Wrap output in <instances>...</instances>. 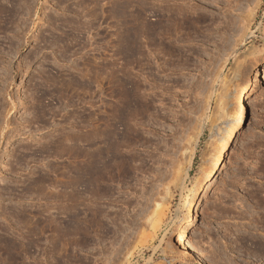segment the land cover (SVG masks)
<instances>
[{
    "label": "rangeland",
    "instance_id": "obj_1",
    "mask_svg": "<svg viewBox=\"0 0 264 264\" xmlns=\"http://www.w3.org/2000/svg\"><path fill=\"white\" fill-rule=\"evenodd\" d=\"M254 6L251 37L240 45L238 26ZM260 68L264 0H0V236L23 249L22 264H123L129 246L151 236L144 211L164 198L162 230L128 264H264ZM249 73L256 85L243 128L212 187L190 201L192 256L186 262L165 256L168 242L176 251L185 198L211 145L232 121L231 93ZM124 114L132 118L128 123ZM108 118L140 138L121 147L135 161L131 180L108 184L98 199L86 194L98 225L81 242L63 238L58 257L48 246L51 233L38 231L42 215L50 211L69 231L70 180L84 176L86 140ZM196 125L202 128L189 175L178 184L165 171ZM66 136L75 141H63ZM63 145H76L77 153ZM30 218L38 235L29 234ZM4 258L0 245V264Z\"/></svg>",
    "mask_w": 264,
    "mask_h": 264
},
{
    "label": "bare ground",
    "instance_id": "obj_2",
    "mask_svg": "<svg viewBox=\"0 0 264 264\" xmlns=\"http://www.w3.org/2000/svg\"><path fill=\"white\" fill-rule=\"evenodd\" d=\"M257 6L250 8L244 19H242L239 27V38L238 44L243 43V39L246 36L251 37L249 27L251 25L252 19L255 16V10ZM245 14V13H244ZM155 20V28H160L162 25V20L157 14ZM237 44V43H236ZM232 47V53L236 50L237 45ZM241 45V44H240ZM233 56V55H232ZM225 62V61H224ZM237 63V62H236ZM236 65V64H235ZM237 66H240L237 64ZM259 81L264 82V69L262 70L261 77L259 76ZM255 80L250 77V73L247 74L244 79H240L238 84L234 87V90L231 93V101L234 105V110L232 114V121L228 123L222 132L217 134V138L214 143L211 145L209 150L208 158L203 163V169L201 170L200 177L195 181L192 188L189 190L186 201L184 202L187 207L186 216L184 217V224L175 229V244L176 251L173 250L174 245L170 242L167 243L165 249L163 250V255L167 256L172 253L180 257L184 262L189 260V257L192 256L191 246L187 240V234L189 229L193 224V210L191 209L190 201L195 198L199 190L205 192L212 187L214 181L217 178V175L223 165V162L226 157L227 150L231 143L236 139L237 134L242 130L245 123V113L247 107V100L249 99L250 93L255 89ZM137 100H131L128 104H136ZM39 105V102H38ZM123 119H126L128 123L132 118L128 114H124ZM102 123L96 124L92 127L91 132L86 140V169L84 171L83 177H75L70 180L69 185L71 186L72 196L70 197L71 209L69 215H66L68 218V229L69 231L63 232L60 228V223L57 221V218L53 217L50 211H47L42 215V222L38 231L41 234L46 232L51 233L52 239L51 242H48L51 251L54 255L61 256L63 238L68 236H74L78 238V241H83L84 238L83 232H88L89 230L96 228L98 225L96 222V215L90 207L89 203H84V200L87 199V196H90L93 199H98L103 197L108 189L106 188L108 184L119 181L123 183L124 181L131 180V170L130 167L135 161L131 156L127 155L126 149L121 148L122 146L127 147L129 144L138 143L139 137L134 131H130L129 127L126 128V133H122L111 124V118L107 120L101 119ZM98 122V121H97ZM8 127V124L6 125ZM199 125H196V130L194 129L193 135L185 139L184 144H179L175 150V155L179 152V156L176 161L170 163V167L165 173H168L173 180L178 181V184H182L183 179L189 175L190 167L192 165L193 156L196 152V147L199 142V134L201 131ZM11 131V129H10ZM2 137H9L7 133L1 132ZM13 131L11 132V135ZM187 138V137H186ZM122 143H120V140ZM184 139V138H183ZM63 141L67 143H72L75 141L73 136H66ZM54 145L62 144L61 141H55ZM122 144V145H121ZM68 147L71 154H76L77 151L74 149L76 145H63ZM62 148L60 152L64 151L65 148ZM130 157V158H129ZM205 159V158H204ZM81 170V169H80ZM37 181V180H36ZM125 182V183H126ZM81 186L82 189L77 190ZM77 188V189H76ZM4 191L7 190L4 188ZM77 190V191H76ZM167 192V191H165ZM87 194V196H86ZM165 195V194H164ZM166 196V195H165ZM167 197V196H166ZM161 203L165 200L164 198L159 199ZM160 202L155 203L152 209H146L143 213V218L145 221L146 228L150 231L151 236L148 239H145L139 245H130L128 248L127 255L124 259L123 264H128L130 258L134 256L137 250L143 249L148 245L150 240H154L158 236V232L162 230L164 211L161 208L163 205ZM166 203V202H165ZM162 205V206H161ZM151 206V205H150ZM88 213V215H87ZM90 215V217H89ZM3 219L7 220V212L2 213ZM87 221V224L85 223ZM37 227V222H33V218H30L27 226L29 234L34 233L38 235L37 232L33 231ZM144 225V226H145ZM67 229V227H65ZM144 231V229H143ZM65 243V242H64ZM0 245L1 249L4 250L6 258L4 261L6 264H22L21 257L19 255V248L17 244L7 240L6 238L0 236ZM148 247V246H147ZM32 244H28L25 248V251L31 253ZM23 250L22 248H20ZM31 254L28 255L26 259L31 260ZM33 260V259H32ZM31 260V261H32ZM172 264V263H170Z\"/></svg>",
    "mask_w": 264,
    "mask_h": 264
},
{
    "label": "water",
    "instance_id": "obj_3",
    "mask_svg": "<svg viewBox=\"0 0 264 264\" xmlns=\"http://www.w3.org/2000/svg\"><path fill=\"white\" fill-rule=\"evenodd\" d=\"M262 73V70H261V68L259 69V74H261Z\"/></svg>",
    "mask_w": 264,
    "mask_h": 264
}]
</instances>
